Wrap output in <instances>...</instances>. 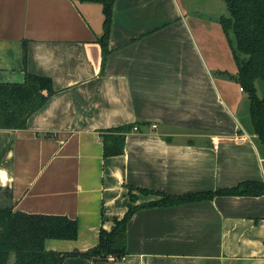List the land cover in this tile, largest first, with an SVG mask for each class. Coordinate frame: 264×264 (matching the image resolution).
Wrapping results in <instances>:
<instances>
[{
    "label": "crops",
    "instance_id": "crops-1",
    "mask_svg": "<svg viewBox=\"0 0 264 264\" xmlns=\"http://www.w3.org/2000/svg\"><path fill=\"white\" fill-rule=\"evenodd\" d=\"M207 1L116 0L104 59L101 3L0 0V83L30 72L55 89L26 128L0 129L15 209L78 221L77 239H48L47 251L96 246L128 211L130 185L185 194L264 181L223 16ZM127 125L139 130L105 157L102 136ZM126 236L122 259L64 264H264V195L141 208Z\"/></svg>",
    "mask_w": 264,
    "mask_h": 264
},
{
    "label": "trees",
    "instance_id": "trees-1",
    "mask_svg": "<svg viewBox=\"0 0 264 264\" xmlns=\"http://www.w3.org/2000/svg\"><path fill=\"white\" fill-rule=\"evenodd\" d=\"M99 2L104 9V32L99 39L104 59L110 53L109 41L116 0H82ZM229 16L221 17V25L229 39L238 65L237 80L250 100V117L264 159V98L257 80H264V0H223ZM235 38V46L232 40ZM27 49L24 47V62ZM55 94L50 77L27 72L21 83H0V129H24L30 117ZM134 125L109 130L102 136L104 156L124 152L125 140ZM3 191V193H2ZM131 202L125 215L115 220L111 231H101L96 246L85 250L51 251L48 239L75 240L79 227L76 219L66 215L27 213L15 209L10 188L0 184V264H64L71 257L104 261L122 259L126 253V226L141 208L164 207L213 199L217 196H262L264 181H243L230 188L211 191L170 194L140 186H128Z\"/></svg>",
    "mask_w": 264,
    "mask_h": 264
},
{
    "label": "rangeland",
    "instance_id": "rangeland-1",
    "mask_svg": "<svg viewBox=\"0 0 264 264\" xmlns=\"http://www.w3.org/2000/svg\"><path fill=\"white\" fill-rule=\"evenodd\" d=\"M209 1H211V0H208L205 3L210 4L212 9L211 8L210 9H206V10L210 11L209 13L206 12L207 15H210V13L214 12V15H210V17L214 18V17H217L219 15H221V16H229L228 7H227L226 3L223 0H221V4L218 5V6H216L214 3H211ZM232 40H233V43H234V46H235V38H234L233 35H232ZM250 104L251 103H250V100H249V96L247 94H245L244 97H243L242 103L240 105V110H239L238 116H239V118H241L243 120V125L245 126L246 130L249 132L250 136L254 137L255 133H254V129H253L252 122H251L252 120H251V117H250ZM251 144L255 145V147L257 148V151L259 152V156L261 158H263L262 157V149L260 148L258 139H256L254 137L253 138V143H251ZM2 187L6 188L4 186H2ZM2 193H3V191H2Z\"/></svg>",
    "mask_w": 264,
    "mask_h": 264
},
{
    "label": "water",
    "instance_id": "water-1",
    "mask_svg": "<svg viewBox=\"0 0 264 264\" xmlns=\"http://www.w3.org/2000/svg\"><path fill=\"white\" fill-rule=\"evenodd\" d=\"M258 89L262 98H264V80L262 78H258L257 80Z\"/></svg>",
    "mask_w": 264,
    "mask_h": 264
},
{
    "label": "built area",
    "instance_id": "built-area-1",
    "mask_svg": "<svg viewBox=\"0 0 264 264\" xmlns=\"http://www.w3.org/2000/svg\"><path fill=\"white\" fill-rule=\"evenodd\" d=\"M241 90L243 91V88L241 87ZM157 125L156 124H154L153 125V127H156ZM137 130H139V127L137 126V125H134L133 127H132V130L131 131H137ZM261 161H264L263 159H261Z\"/></svg>",
    "mask_w": 264,
    "mask_h": 264
}]
</instances>
